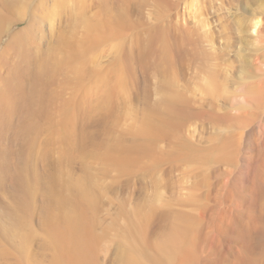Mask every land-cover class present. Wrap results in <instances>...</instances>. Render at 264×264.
<instances>
[{"label":"rangeland","instance_id":"1","mask_svg":"<svg viewBox=\"0 0 264 264\" xmlns=\"http://www.w3.org/2000/svg\"><path fill=\"white\" fill-rule=\"evenodd\" d=\"M186 215L264 264V0H0V264H156Z\"/></svg>","mask_w":264,"mask_h":264},{"label":"bare ground","instance_id":"2","mask_svg":"<svg viewBox=\"0 0 264 264\" xmlns=\"http://www.w3.org/2000/svg\"><path fill=\"white\" fill-rule=\"evenodd\" d=\"M257 25H258V23H255V26H257ZM152 39H153V37H152ZM169 112L170 113H168V114L169 115L171 114V116H172V114H174L176 116L177 115H180L181 112H182V105L181 104L169 105ZM146 126H148V125H146ZM143 130H144V128H143ZM148 132H149V130H148ZM153 133H154V131H153ZM142 151H144V150L142 149ZM183 215H185V214H183ZM80 219H81V217H80ZM171 220H172V218H171ZM171 223L172 224L169 226L168 230L166 231L165 235L163 236V241H162V243H160V246H159V249H160L161 253L163 254V256H162L163 257L162 258L163 260L161 262H159L157 260V262H155V263L156 264H196V254H195V243H196L195 240H196V238H195V235H194V230H195L194 229L195 228V221H194V219H191L188 216L187 217H185V216H178ZM70 234H71V232H70ZM60 239L63 240V238H60ZM65 240H66V238H65ZM63 242H64V240H63ZM63 249H65V248H63ZM78 259H83V257H82L81 254L78 255ZM78 259H74V262L75 263H78L80 261Z\"/></svg>","mask_w":264,"mask_h":264}]
</instances>
